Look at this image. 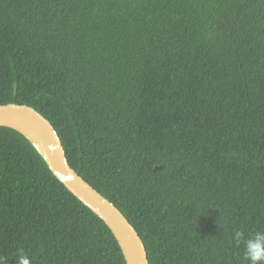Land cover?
I'll use <instances>...</instances> for the list:
<instances>
[{"label":"trees","instance_id":"16d2710c","mask_svg":"<svg viewBox=\"0 0 264 264\" xmlns=\"http://www.w3.org/2000/svg\"><path fill=\"white\" fill-rule=\"evenodd\" d=\"M35 108L150 264H248L264 231V0H0V105ZM157 166L161 170L155 171ZM127 264L110 228L0 127V255Z\"/></svg>","mask_w":264,"mask_h":264},{"label":"water","instance_id":"95a60500","mask_svg":"<svg viewBox=\"0 0 264 264\" xmlns=\"http://www.w3.org/2000/svg\"><path fill=\"white\" fill-rule=\"evenodd\" d=\"M0 127L17 130L34 145L55 177L110 228L127 264H150L146 245L137 229L113 202L70 165L62 139L48 118L28 105L4 104L0 105ZM162 168L157 166L155 171Z\"/></svg>","mask_w":264,"mask_h":264},{"label":"clouds","instance_id":"9594fccd","mask_svg":"<svg viewBox=\"0 0 264 264\" xmlns=\"http://www.w3.org/2000/svg\"><path fill=\"white\" fill-rule=\"evenodd\" d=\"M237 242L244 244V259L248 264H264V231H257L247 237L242 232H236ZM8 258L0 255V264H7ZM15 264H32V259L23 249H19Z\"/></svg>","mask_w":264,"mask_h":264},{"label":"bare ground","instance_id":"6f19581e","mask_svg":"<svg viewBox=\"0 0 264 264\" xmlns=\"http://www.w3.org/2000/svg\"><path fill=\"white\" fill-rule=\"evenodd\" d=\"M23 131H26L28 134H31V132H29L27 129H25V130L23 129Z\"/></svg>","mask_w":264,"mask_h":264}]
</instances>
